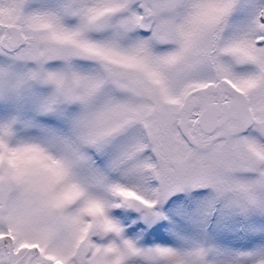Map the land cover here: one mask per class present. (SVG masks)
<instances>
[{"label":"snow or ice","instance_id":"1","mask_svg":"<svg viewBox=\"0 0 264 264\" xmlns=\"http://www.w3.org/2000/svg\"><path fill=\"white\" fill-rule=\"evenodd\" d=\"M0 264H264V0H0Z\"/></svg>","mask_w":264,"mask_h":264}]
</instances>
